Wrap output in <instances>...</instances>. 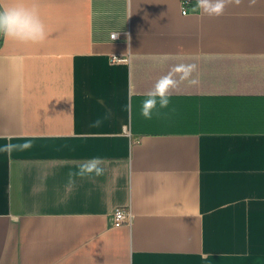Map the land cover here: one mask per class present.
<instances>
[{"label":"crops","instance_id":"crops-1","mask_svg":"<svg viewBox=\"0 0 264 264\" xmlns=\"http://www.w3.org/2000/svg\"><path fill=\"white\" fill-rule=\"evenodd\" d=\"M188 1L0 0L46 31L0 34V264H264V0Z\"/></svg>","mask_w":264,"mask_h":264},{"label":"clouds","instance_id":"clouds-1","mask_svg":"<svg viewBox=\"0 0 264 264\" xmlns=\"http://www.w3.org/2000/svg\"><path fill=\"white\" fill-rule=\"evenodd\" d=\"M254 3L255 0H250ZM241 0H197V7L201 8L206 15H223L229 4L239 5ZM0 34L8 39L21 43L37 44L46 39L45 25L40 18L38 9L35 6L29 7L23 3H15L0 9ZM186 73L182 79H189L196 71V65H185ZM166 82V83H165ZM189 83L195 85L196 79H189ZM163 85V87H162ZM177 87V81L171 76L162 77L153 88L146 93V98L141 101L140 114L145 119H151L153 111L157 108H166L170 103V95L173 89ZM96 121L95 124H99ZM103 163L99 158H94L89 162L88 171L101 175L103 169L100 165Z\"/></svg>","mask_w":264,"mask_h":264},{"label":"built area","instance_id":"built-area-1","mask_svg":"<svg viewBox=\"0 0 264 264\" xmlns=\"http://www.w3.org/2000/svg\"><path fill=\"white\" fill-rule=\"evenodd\" d=\"M188 4H189L188 0H183L182 12L184 15L189 13ZM111 37L113 40L119 39L118 34H113ZM111 61L114 63H127L129 62V56H112ZM130 217H131L130 210L125 208H118L115 210V212L112 215V225L114 227H120L128 223Z\"/></svg>","mask_w":264,"mask_h":264}]
</instances>
